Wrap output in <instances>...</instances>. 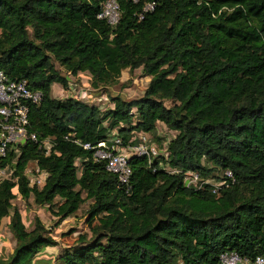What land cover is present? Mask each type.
I'll return each instance as SVG.
<instances>
[{
	"label": "trees",
	"instance_id": "1",
	"mask_svg": "<svg viewBox=\"0 0 264 264\" xmlns=\"http://www.w3.org/2000/svg\"><path fill=\"white\" fill-rule=\"evenodd\" d=\"M102 1L0 0V70L41 93L27 112L35 140L0 157L10 170L0 224L9 218L15 241L0 264H31L57 243L37 216L25 228L16 197L46 206L57 223L88 202L89 236L77 234L59 264H218L223 251L252 262L264 254V0H116L114 25L97 18ZM136 68L149 77L143 94L109 95L104 109L50 95L53 83L68 89L67 75L86 72L93 98ZM156 122L174 132L166 156H129L126 185L80 145L113 134L136 144ZM187 171L202 188L184 185Z\"/></svg>",
	"mask_w": 264,
	"mask_h": 264
},
{
	"label": "built area",
	"instance_id": "2",
	"mask_svg": "<svg viewBox=\"0 0 264 264\" xmlns=\"http://www.w3.org/2000/svg\"><path fill=\"white\" fill-rule=\"evenodd\" d=\"M137 2L138 0H130ZM153 9V3L147 2L143 6V11ZM97 18L105 20L109 25H114L119 18V6L116 0H103L100 4ZM139 14V18H141ZM41 99L38 90L29 88L24 79L11 80L2 70H0V157L6 153L7 147L23 143L25 140H35L33 133L26 131L27 112L30 104H37ZM138 140L136 144L122 146L120 138L113 136L107 141H98L95 144L82 143L83 149H89L94 161H101L104 168L113 173L119 185L128 183L131 173L128 158L131 155L144 156L149 161L151 158L163 154L166 156L165 148H159L149 142L146 133L138 132L134 135ZM133 137V138H134ZM77 143V142H76ZM42 144L48 148L47 141ZM47 151V150H46ZM228 177L230 172H225ZM43 175L37 177L30 175L29 182L42 183ZM185 186L202 188L205 180L197 172L187 171L183 175ZM216 186L211 189L215 192ZM218 264H264V254L254 257L252 262L239 256L235 251H223L218 255Z\"/></svg>",
	"mask_w": 264,
	"mask_h": 264
},
{
	"label": "rangeland",
	"instance_id": "3",
	"mask_svg": "<svg viewBox=\"0 0 264 264\" xmlns=\"http://www.w3.org/2000/svg\"><path fill=\"white\" fill-rule=\"evenodd\" d=\"M54 66L58 68L57 63ZM68 76L69 88L61 89L58 83H53L50 89V95L54 98H64L68 96H75L77 98L88 101L85 93L81 91L86 89V78L83 73L76 76ZM149 80L148 76L142 75L140 68L133 69L131 72L126 70L122 71L119 77V84L108 87L106 92H100L97 96L92 99L93 102L101 109H104L110 105L108 96L118 95L124 100L138 98L143 94L144 88ZM89 92V87L87 85ZM77 90L79 92H77ZM165 105H169V101H164ZM174 134L173 131H168L166 127L161 123H156L153 133H147L149 142L158 147L164 146L166 140H168ZM152 135L159 137L158 140L153 139ZM34 168L33 163H28L26 167V174L30 176L32 169ZM10 173L8 168L0 170V178L7 177ZM34 176V175H33ZM11 204L18 209L21 214L22 222L25 228L29 230L32 227V219L37 216L46 228L49 229L50 235L56 240V245L52 247H45L43 250L38 252L33 259L31 264H59L56 257L60 254L62 248L72 245L76 242L77 234L88 233L86 224V210L88 202L82 203L76 212L66 217L57 223V217L51 214L46 206H38L32 202L29 198L26 202L22 201L19 197H16L11 201ZM8 217L1 220L0 224V258L5 259L9 256L12 248L15 244L14 238L8 228ZM71 230H74L70 233Z\"/></svg>",
	"mask_w": 264,
	"mask_h": 264
},
{
	"label": "crops",
	"instance_id": "4",
	"mask_svg": "<svg viewBox=\"0 0 264 264\" xmlns=\"http://www.w3.org/2000/svg\"><path fill=\"white\" fill-rule=\"evenodd\" d=\"M82 73H83V75H85L86 82H88V81H87V77H88L87 73H86V72H82ZM82 73H81V74H82ZM79 74H80V73H79ZM87 85H88V84H86V89H85V91H81V93H82V94L85 93V96H87V99L90 100L89 102H93L94 100H93L92 98L89 97L90 95H89V92H88V89H87ZM61 89H62V88H61ZM77 92H79V91L77 90ZM82 100H83V99H82ZM156 123H161V122H156ZM161 124H162V123H161Z\"/></svg>",
	"mask_w": 264,
	"mask_h": 264
}]
</instances>
